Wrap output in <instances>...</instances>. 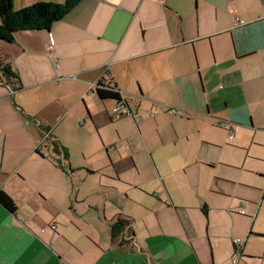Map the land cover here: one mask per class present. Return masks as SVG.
<instances>
[{
  "label": "crops",
  "instance_id": "obj_1",
  "mask_svg": "<svg viewBox=\"0 0 264 264\" xmlns=\"http://www.w3.org/2000/svg\"><path fill=\"white\" fill-rule=\"evenodd\" d=\"M38 2L65 0L14 8ZM99 82L137 107V133L112 122L117 102L90 91ZM163 118L177 138L185 118L264 133V0H82L49 31L0 40V191L18 208L0 206V264H233L236 238L246 241L237 264H264V183L253 217L240 214L244 202L235 213L236 202L218 207L235 224L255 220L228 237L211 205L226 193L206 161L171 145ZM150 119L160 144L142 129ZM119 220L129 226L115 242Z\"/></svg>",
  "mask_w": 264,
  "mask_h": 264
},
{
  "label": "rangeland",
  "instance_id": "obj_2",
  "mask_svg": "<svg viewBox=\"0 0 264 264\" xmlns=\"http://www.w3.org/2000/svg\"><path fill=\"white\" fill-rule=\"evenodd\" d=\"M111 109L112 107L110 106L109 111H111ZM170 109L166 111L167 114L171 115L170 117L179 118L181 116L170 114ZM159 113L160 110H158L156 105L148 109L150 118H152L151 116L153 115L155 119L159 120ZM182 114V116H185L183 112ZM138 118H140V116ZM150 120L152 123L146 125L142 129L146 132L149 139L160 144L161 128H158V125L153 119ZM169 121L170 120L163 118L160 120V124L167 126L163 131L168 133L169 137H171V145L184 153L194 152L196 157L200 158L201 162L206 161L205 163L207 164L205 168L210 166L212 170L209 173L217 178V180H215L216 186L226 193L221 196L213 195V197H211L213 198L211 203L213 209V224L215 222L216 224H220L228 237L231 236L234 231L237 233L245 231L246 227L255 220H247L240 217L241 220L235 224L228 218V215L218 207H226L228 204L231 205L233 202H236L237 204L235 206H230L231 210L235 213L237 208L244 202L245 207L242 210L245 211L248 217L254 216L252 208L255 206V201L258 199L260 187H262L264 183V133L253 136L240 131L238 127L235 126L231 127L229 131H226L222 129L218 123L216 125L215 120H213L212 123L210 119L188 121L187 118H185V121L176 123L178 136H180V138H177ZM112 122L114 124L124 123V128L127 133H133V131L136 133L138 132V128L135 129V127H137L136 122L131 117L119 121L113 120ZM104 129L107 138H111L114 134L113 129L110 127H105ZM86 133L90 134V137L99 138V133L96 129L91 132L86 131ZM229 135L233 136L232 140L229 139ZM184 137H190V142ZM113 149L114 147L112 146L107 148L108 151ZM121 153L123 154V152ZM103 154L106 153L103 151ZM73 162L76 165H84L86 163V158H83L80 154H76V156L73 157ZM122 162H125V160ZM148 164L150 163H148V159L146 158L144 166L146 167ZM151 176L152 174L148 175V177ZM125 177L131 183H135V181L140 178L134 168L126 172ZM172 180H175V178L172 177ZM148 186H150L152 190L154 187L158 186V184L152 182L149 183ZM131 190V193L136 191L133 187ZM245 222H247V225ZM258 226L259 225H257L256 228H258ZM243 241L246 242L245 240ZM220 251L221 258H225L228 255L227 240L221 242ZM233 253L234 249L231 251L230 258ZM251 263L261 264L260 261H252Z\"/></svg>",
  "mask_w": 264,
  "mask_h": 264
},
{
  "label": "trees",
  "instance_id": "obj_3",
  "mask_svg": "<svg viewBox=\"0 0 264 264\" xmlns=\"http://www.w3.org/2000/svg\"><path fill=\"white\" fill-rule=\"evenodd\" d=\"M82 0H65L63 4H53L48 2H38L31 6L16 11L14 0H0V40L13 41L19 32L49 31L57 23L63 20ZM5 75L14 77L7 68L1 70ZM99 86L104 84L99 82ZM109 90L97 89V94L101 100H113L121 102L122 96L116 88L108 86ZM0 206L11 214L18 211L14 200L4 191H0ZM129 226L126 221L119 220L113 230V240L123 233Z\"/></svg>",
  "mask_w": 264,
  "mask_h": 264
},
{
  "label": "built area",
  "instance_id": "obj_4",
  "mask_svg": "<svg viewBox=\"0 0 264 264\" xmlns=\"http://www.w3.org/2000/svg\"><path fill=\"white\" fill-rule=\"evenodd\" d=\"M244 24H245L244 21H238L235 23V26H242ZM97 89L109 90V87L107 85L100 87L99 84L92 85L90 87L91 92H93L94 90H97ZM169 113L173 114V115H180L182 113V111L180 109L173 108V109L169 110ZM127 117H131L136 122V124L141 122V118H138L137 107L129 105L122 98L121 102L117 103V105H115V107L112 109L111 118H112V120L119 121V120H122V119L127 118ZM151 117H153V115ZM219 126L223 129H230L229 125L223 121L219 122ZM49 139H50V134H49V132H47L44 134L43 139H42V141L38 147L40 148L42 146V144L44 143V141H47ZM230 139H233V136L230 135ZM240 214L246 215V213L244 211H241ZM51 229L53 231H56L57 227L54 225L51 227ZM233 244H234V253L232 255V263L237 264L241 260V258L243 257V250H244L245 242L239 238H236V239H234Z\"/></svg>",
  "mask_w": 264,
  "mask_h": 264
},
{
  "label": "flooded vegetation",
  "instance_id": "obj_5",
  "mask_svg": "<svg viewBox=\"0 0 264 264\" xmlns=\"http://www.w3.org/2000/svg\"><path fill=\"white\" fill-rule=\"evenodd\" d=\"M220 122V121H219ZM219 122H218V125H219Z\"/></svg>",
  "mask_w": 264,
  "mask_h": 264
}]
</instances>
